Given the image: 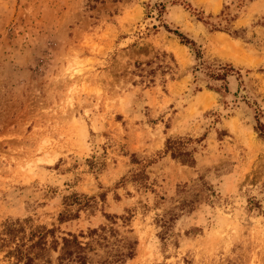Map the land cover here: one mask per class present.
<instances>
[{"label": "rangeland", "instance_id": "1", "mask_svg": "<svg viewBox=\"0 0 264 264\" xmlns=\"http://www.w3.org/2000/svg\"><path fill=\"white\" fill-rule=\"evenodd\" d=\"M225 65L228 94L209 90ZM257 126L264 0H0V231L27 220L60 239L124 217L126 264H264ZM0 264H13L5 251Z\"/></svg>", "mask_w": 264, "mask_h": 264}, {"label": "trees", "instance_id": "2", "mask_svg": "<svg viewBox=\"0 0 264 264\" xmlns=\"http://www.w3.org/2000/svg\"><path fill=\"white\" fill-rule=\"evenodd\" d=\"M164 28L168 34L176 37L181 45L194 51L196 59L201 58L199 56L201 53L196 50L193 40L178 30H171L167 26ZM214 31L226 32L227 30L214 29ZM223 69V74L213 76L214 81L222 82L223 85L218 88L207 87L218 93H221L223 88L222 93L228 94L227 77L230 76L229 72L233 68L225 65ZM256 128L260 131L259 126ZM259 135L264 136L261 131ZM185 145L183 139H167L165 154H170L172 160L182 165L191 166L194 162L192 153L185 148ZM146 177L144 173L137 174L133 176L132 181L142 183ZM145 187L146 185L143 186ZM80 198L73 195L70 199L72 202H79ZM105 218L110 222L109 226H100L97 229L88 230L85 234H66L60 239L55 237L54 229L28 226L27 220L7 222L0 231V251H5V257L12 259L13 264H126L134 258L137 242L127 236L129 231L121 234L114 228L116 219L125 223L126 218L115 216H105ZM67 219L69 216L66 213L59 216L60 222Z\"/></svg>", "mask_w": 264, "mask_h": 264}, {"label": "crops", "instance_id": "3", "mask_svg": "<svg viewBox=\"0 0 264 264\" xmlns=\"http://www.w3.org/2000/svg\"><path fill=\"white\" fill-rule=\"evenodd\" d=\"M216 37H217V34L214 36H210V38H209V40L211 41V40H215L216 39ZM226 41H221V43H225ZM163 47L165 48V49H168V47H171V48H174V49H176V50H178V51H180V52H182V56H183V58L185 59V60H188V55H187V51H186V49H185V47L184 46H181V45H179V44H177L176 42H174V41H171V40H169V39H167L166 38V40H163Z\"/></svg>", "mask_w": 264, "mask_h": 264}, {"label": "bare ground", "instance_id": "4", "mask_svg": "<svg viewBox=\"0 0 264 264\" xmlns=\"http://www.w3.org/2000/svg\"><path fill=\"white\" fill-rule=\"evenodd\" d=\"M230 40V39H229ZM229 42H231L232 43V41H229ZM233 44H234V42H233ZM237 44V43H236ZM235 45V44H234ZM238 45V44H237ZM236 45V47H239V46H237ZM221 46H222V48H223V50H226V51H228V50H230L231 48H232V44H229L228 42H225V43H221ZM219 47H220V45H219ZM241 48V47H240ZM221 50V49H220ZM233 50V49H232ZM242 50V49H241ZM231 51V50H230ZM229 51V53H231ZM237 52H238V50H237ZM240 52V51H239ZM222 53V52H221ZM234 53V52H233ZM242 53V52H241ZM235 54H236V52H235ZM244 54V53H243ZM242 54V55H243ZM224 55H226V54H224ZM179 56V55H178ZM230 57V56H229ZM180 59H182V58H180ZM80 71H75V74H78ZM72 74V73H71ZM72 75H74V74H72Z\"/></svg>", "mask_w": 264, "mask_h": 264}]
</instances>
